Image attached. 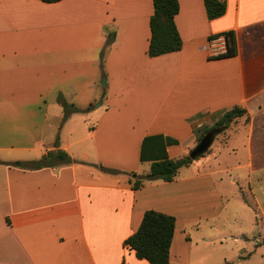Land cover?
<instances>
[{
    "label": "crops",
    "instance_id": "1",
    "mask_svg": "<svg viewBox=\"0 0 264 264\" xmlns=\"http://www.w3.org/2000/svg\"><path fill=\"white\" fill-rule=\"evenodd\" d=\"M178 5L181 49L149 57L152 0H0V264H149L123 246L148 210L175 218L169 261L185 262L177 213L199 203L204 157L172 182L134 190L129 179L149 170L139 160L146 136L175 140L166 153L179 158L196 129L234 106L254 133L264 117V0H226L214 20L203 0ZM226 32L236 56L209 57V38ZM62 101L80 110L63 122ZM55 149L70 162L7 164Z\"/></svg>",
    "mask_w": 264,
    "mask_h": 264
},
{
    "label": "rangeland",
    "instance_id": "2",
    "mask_svg": "<svg viewBox=\"0 0 264 264\" xmlns=\"http://www.w3.org/2000/svg\"><path fill=\"white\" fill-rule=\"evenodd\" d=\"M212 122L196 129L188 153ZM249 122L238 118L231 130L217 134L198 164V170L209 171L210 176L196 209L177 213V235L182 234L179 240L186 256L182 264H264V138L259 137H264V117L254 121L253 134L246 126ZM217 146L219 150L211 154ZM142 170H148L147 163Z\"/></svg>",
    "mask_w": 264,
    "mask_h": 264
},
{
    "label": "trees",
    "instance_id": "3",
    "mask_svg": "<svg viewBox=\"0 0 264 264\" xmlns=\"http://www.w3.org/2000/svg\"><path fill=\"white\" fill-rule=\"evenodd\" d=\"M41 1L44 3H55L60 0ZM203 3L208 20L217 19L223 16L226 11V0H203ZM152 4L153 14L149 20L150 40L147 52L148 56L156 57L179 51L182 46V40L174 22V18L179 10L178 0H152ZM224 34L227 38L226 52L217 57H212L214 59L231 58L237 54L233 32H226ZM112 39L113 34H109L106 44H110ZM61 104L64 109L62 122L72 112L80 111L67 105L63 101ZM90 108L89 106L85 110H89ZM241 117H245V121L249 122V116L246 110L242 107L234 106L223 112L213 126L204 134L216 127L222 131V134H225L230 128V125ZM202 136L203 134L200 135L198 140ZM175 143V140L163 135L144 137L140 147L139 160L141 163H149V170L143 176H137L135 174L130 176L129 182L132 189H139L146 181L160 180L163 182H172L181 168L188 167L196 160L190 158L188 154L175 159L169 158L166 153V148ZM57 145L58 137L54 141V147H57ZM200 157H203V155ZM66 162H70L68 155L62 150L55 149L48 151L36 161H16L7 164L28 169H38ZM111 172L114 171L111 170ZM7 222L9 223L8 220ZM174 229L175 218L172 215L148 210L144 212L141 223L136 231L123 241V246L132 250L137 259L145 260L149 264H170V247Z\"/></svg>",
    "mask_w": 264,
    "mask_h": 264
},
{
    "label": "water",
    "instance_id": "4",
    "mask_svg": "<svg viewBox=\"0 0 264 264\" xmlns=\"http://www.w3.org/2000/svg\"><path fill=\"white\" fill-rule=\"evenodd\" d=\"M102 86H105V79H102ZM221 131L219 129H212L208 131L198 142V144L188 153V156L192 159H197L201 155L205 154L210 148L214 137Z\"/></svg>",
    "mask_w": 264,
    "mask_h": 264
},
{
    "label": "built area",
    "instance_id": "5",
    "mask_svg": "<svg viewBox=\"0 0 264 264\" xmlns=\"http://www.w3.org/2000/svg\"><path fill=\"white\" fill-rule=\"evenodd\" d=\"M227 38L226 35L220 34L210 38L207 42V50L209 57H217L226 52Z\"/></svg>",
    "mask_w": 264,
    "mask_h": 264
}]
</instances>
